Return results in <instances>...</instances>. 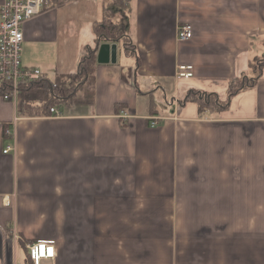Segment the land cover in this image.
<instances>
[{"label": "crops", "instance_id": "1", "mask_svg": "<svg viewBox=\"0 0 264 264\" xmlns=\"http://www.w3.org/2000/svg\"><path fill=\"white\" fill-rule=\"evenodd\" d=\"M107 5L134 50L96 65L91 105L29 116L0 97V264H30L34 241L54 245L42 264H264V67L223 109L184 100L254 76L264 0L52 3L22 25V64L76 70Z\"/></svg>", "mask_w": 264, "mask_h": 264}, {"label": "trees", "instance_id": "2", "mask_svg": "<svg viewBox=\"0 0 264 264\" xmlns=\"http://www.w3.org/2000/svg\"><path fill=\"white\" fill-rule=\"evenodd\" d=\"M104 10L109 12L105 13V17L100 21L93 22L94 44L85 49L76 70L68 73H55L51 78L44 75L34 81H20L18 90L21 113L29 116H46L50 115V108L59 109L62 106L75 104L91 105L94 102V75L98 45L103 42L121 43L127 50H134L122 21L115 20V13L111 8L105 7ZM250 67L256 74L250 77L242 76L230 79L225 100H220L215 93L197 89L189 90L184 100L198 102L200 106L211 109H223L227 106L232 95L254 85L264 67V57L255 60L250 64ZM6 90L7 84L1 81V98ZM116 112H118V106Z\"/></svg>", "mask_w": 264, "mask_h": 264}, {"label": "built area", "instance_id": "3", "mask_svg": "<svg viewBox=\"0 0 264 264\" xmlns=\"http://www.w3.org/2000/svg\"><path fill=\"white\" fill-rule=\"evenodd\" d=\"M69 0H3L0 5V82L7 84V90L2 99L18 103L20 93L18 84L22 80L34 81L45 74L38 68L27 67L22 64L21 52L23 42L22 25L35 16L41 14L46 7L52 3L55 5ZM176 37L178 41H186L192 37V26L189 23L180 24L177 27ZM178 77H192L193 67L191 65H179ZM50 115H58L54 108H50ZM120 117L127 118L125 112L121 111ZM15 120L5 126L4 133L12 136ZM156 125V120L150 122V126ZM10 148L4 149V153ZM30 264H42L44 260H52L56 256L52 243L34 241L26 245Z\"/></svg>", "mask_w": 264, "mask_h": 264}, {"label": "water", "instance_id": "4", "mask_svg": "<svg viewBox=\"0 0 264 264\" xmlns=\"http://www.w3.org/2000/svg\"><path fill=\"white\" fill-rule=\"evenodd\" d=\"M117 43L103 42L98 45L96 52L97 64L115 63Z\"/></svg>", "mask_w": 264, "mask_h": 264}, {"label": "rangeland", "instance_id": "5", "mask_svg": "<svg viewBox=\"0 0 264 264\" xmlns=\"http://www.w3.org/2000/svg\"><path fill=\"white\" fill-rule=\"evenodd\" d=\"M109 5H110V4H109ZM109 5H107L106 7H108V8H111ZM107 12H109V11H107ZM106 21H107V20H106ZM119 21H120V19L118 18V22H119ZM82 52H83V51H82ZM83 53H84V52H83ZM251 73H253V75H254V74H256V72H254V71H253V72H251ZM47 76L51 78V77H53L54 75H53V73H52V72H51V73L49 72ZM156 100H157L158 104H160V98H159V97H157V99H156ZM158 108H159V106H158Z\"/></svg>", "mask_w": 264, "mask_h": 264}]
</instances>
